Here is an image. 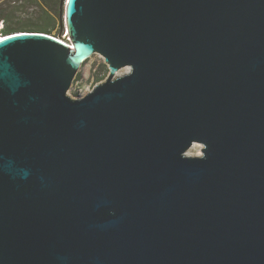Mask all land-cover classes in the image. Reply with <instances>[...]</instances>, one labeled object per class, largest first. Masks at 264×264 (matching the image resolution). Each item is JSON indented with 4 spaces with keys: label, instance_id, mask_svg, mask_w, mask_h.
<instances>
[{
    "label": "water",
    "instance_id": "1",
    "mask_svg": "<svg viewBox=\"0 0 264 264\" xmlns=\"http://www.w3.org/2000/svg\"><path fill=\"white\" fill-rule=\"evenodd\" d=\"M60 5L0 38V264H264V0Z\"/></svg>",
    "mask_w": 264,
    "mask_h": 264
},
{
    "label": "rangeland",
    "instance_id": "2",
    "mask_svg": "<svg viewBox=\"0 0 264 264\" xmlns=\"http://www.w3.org/2000/svg\"><path fill=\"white\" fill-rule=\"evenodd\" d=\"M56 19V29L51 34L59 36L62 32L67 35L66 23L61 22L60 0L55 6V11H50ZM47 14V7L36 3L35 0H0V15L6 17L7 22L17 28V31H33L30 27L41 25ZM65 17V12L63 13ZM63 17V19H64ZM1 23V21H0ZM1 35V32H0ZM109 66L105 58L100 54H94L87 59L80 67L78 74L81 78L73 81L68 94L72 97H80L91 91L97 84L106 80L109 75ZM120 73V74H119ZM126 73V68L121 69L117 75ZM204 144L196 143L188 151L189 156H198L203 154Z\"/></svg>",
    "mask_w": 264,
    "mask_h": 264
},
{
    "label": "trees",
    "instance_id": "3",
    "mask_svg": "<svg viewBox=\"0 0 264 264\" xmlns=\"http://www.w3.org/2000/svg\"><path fill=\"white\" fill-rule=\"evenodd\" d=\"M35 1L36 3H39L40 6H42L43 4L47 7V14H46V17L44 18V21L41 23V25L36 26V27H30L29 29H33V31H39V32L51 34V32L54 29H56V19L54 16L51 15L50 11H55V6L58 5L59 0H35ZM60 4H61V0H60ZM0 21L2 23V28L0 31L1 35L18 32L17 28H14L13 25L7 22V19L5 16L0 15ZM76 78L80 79L81 78L80 74H77Z\"/></svg>",
    "mask_w": 264,
    "mask_h": 264
},
{
    "label": "bare ground",
    "instance_id": "4",
    "mask_svg": "<svg viewBox=\"0 0 264 264\" xmlns=\"http://www.w3.org/2000/svg\"><path fill=\"white\" fill-rule=\"evenodd\" d=\"M22 32V31H21ZM52 35V34H51ZM4 35H0V38H2ZM52 36H54V35H52ZM129 71V68L127 67L126 68V72H128ZM120 74V73H119ZM122 75V74H121Z\"/></svg>",
    "mask_w": 264,
    "mask_h": 264
},
{
    "label": "built area",
    "instance_id": "5",
    "mask_svg": "<svg viewBox=\"0 0 264 264\" xmlns=\"http://www.w3.org/2000/svg\"><path fill=\"white\" fill-rule=\"evenodd\" d=\"M0 28H2V23H0ZM69 42H71L70 39H69Z\"/></svg>",
    "mask_w": 264,
    "mask_h": 264
}]
</instances>
